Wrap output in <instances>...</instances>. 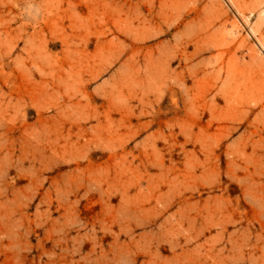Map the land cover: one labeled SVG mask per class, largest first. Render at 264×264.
<instances>
[{
  "label": "rangeland",
  "instance_id": "obj_1",
  "mask_svg": "<svg viewBox=\"0 0 264 264\" xmlns=\"http://www.w3.org/2000/svg\"><path fill=\"white\" fill-rule=\"evenodd\" d=\"M0 264H264V0H0Z\"/></svg>",
  "mask_w": 264,
  "mask_h": 264
}]
</instances>
